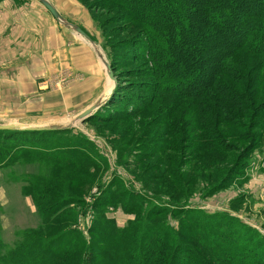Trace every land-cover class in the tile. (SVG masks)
<instances>
[{
    "label": "rangeland",
    "instance_id": "374dc122",
    "mask_svg": "<svg viewBox=\"0 0 264 264\" xmlns=\"http://www.w3.org/2000/svg\"><path fill=\"white\" fill-rule=\"evenodd\" d=\"M29 1L38 5L50 18L51 15L37 0H0V5L4 2L12 5L9 9L0 10V124L67 123L79 114L80 109L92 102L103 87V91L109 90L112 82L108 80L103 65L102 82H94L89 76L93 74L89 73L93 69L82 70L74 58L59 59L58 56H52L44 67L47 72L42 77L41 69L35 63L34 67L23 66L12 57H5V53L13 54V48L25 40L34 43L40 40L39 36L26 38L23 31L22 35L13 31L14 26L22 22V7ZM50 1L61 7L67 19L85 25L91 32V35L87 34L106 61L115 63L114 70L121 85L129 89L131 83L157 82L155 78H147L142 73L146 69L147 58H141L134 49L121 44L131 38L138 28L125 22V11L119 6L109 4L106 0ZM57 26L69 33L66 42L70 45L74 43V31L60 24ZM75 38L85 42L79 36L75 35ZM199 44L196 45L205 50L204 40ZM39 52L42 49L36 50L37 54ZM206 58L200 64L196 62L195 66L186 65L188 74L192 76L195 70L199 72L209 62L218 61L210 59L207 62ZM21 71L26 73L28 79L33 75L37 79L19 81L18 77H25ZM240 74L244 75L240 84L243 86H237L225 78L217 80L224 84V96H230L229 88L241 94L247 92L255 101L253 108L244 112V117L242 115L234 120L235 130H228L223 121H214L217 113L204 122L193 113V107L205 99L203 96L200 100H194L191 96L195 89L203 87L207 81L206 75L198 73V77L194 76L188 81L184 79L177 86L183 89L184 96L180 97L168 89L156 92V95L163 94L166 98L164 105L137 100L136 104L141 102L143 106L135 109L137 105L132 99H127L124 108L113 103L108 107L104 116L109 113V118H88L67 133L0 139V144H10L11 154L14 153L13 162L0 168V264H13V251L22 237L28 233H38L40 227L43 229L41 223L46 214L51 228L49 232L42 231L39 236L52 239L72 228L74 232L70 243L77 245L79 237L81 242L90 236L93 239L91 249L94 252H106L110 237H103L95 231L91 233L89 229L98 222V218L114 222L118 229L139 218L136 212L123 207L128 200L124 192L126 189L143 195V201L136 204L138 208L140 205L143 209H149L147 207L153 206L149 201L160 198L159 207L163 210L164 207L171 208L174 214L192 207L209 214L224 211L264 235V137L258 139V135L264 136V60H260L257 55L248 56L246 72ZM138 88H142V92H136L140 99H144L143 95H151L143 92L145 86ZM212 93L214 101L223 106L225 100L214 91ZM173 100L175 103H172ZM216 102L209 103L213 107ZM225 105L234 118L238 110L232 108L229 102ZM129 107H134V111L128 115L112 113L110 110L125 111ZM260 110L262 113L257 115ZM253 111L254 116L251 115ZM202 122L210 124L209 134H213L214 138L215 133L222 138L229 133L230 136L224 142L225 147H216L215 144L208 146L212 148L209 154L199 152L198 148L191 150L189 141L196 140L201 134L196 130L203 125ZM255 140L259 141L254 147ZM243 172L244 176L241 174ZM46 176L54 179V182L49 183L51 188L44 187L46 191L42 189L43 200L37 209L26 194V189L31 180L40 189L37 182ZM246 176V182H238V179L241 181ZM164 217H154L151 221L158 223ZM199 220L202 223L203 220ZM209 221L212 224L214 222ZM178 222L183 224L182 216L171 218L173 226L176 227ZM219 225L224 227L223 222ZM220 232V229L212 230L210 233H216L217 238L205 240L211 242L220 237L233 243V237L225 234L219 236ZM237 234L234 233V236ZM62 238L58 239V245L59 242L65 244ZM220 238L218 241H221ZM193 245L198 253H202V248L209 253L207 245V248L202 244ZM216 253L218 251L214 248L209 255Z\"/></svg>",
    "mask_w": 264,
    "mask_h": 264
},
{
    "label": "trees",
    "instance_id": "16d2710c",
    "mask_svg": "<svg viewBox=\"0 0 264 264\" xmlns=\"http://www.w3.org/2000/svg\"><path fill=\"white\" fill-rule=\"evenodd\" d=\"M106 2L124 10L125 22L129 26L138 28L131 38L122 41L121 44L134 49L141 58L143 56L147 58L146 69L142 73L147 78H155L157 82L131 83L132 86L128 89L126 85L120 84L119 76L114 70L115 63H109L116 75L115 88L107 102L89 119L109 118V113L106 117L104 116L107 114L108 107L113 103L115 106L121 105L124 108V103H128L127 99H132L135 104L138 103L137 100H145L152 105L153 103L164 105L166 98L163 94L156 95V92L168 89L169 92L179 94L181 97L183 89L177 86L184 79L188 81L194 76L198 77L199 73V75H206L207 81L204 82L201 79L204 86L195 89L191 96L194 100H200L203 96L205 99L200 100L199 104L193 107V113L203 122L217 113L214 121H223L228 130L236 129L234 120L241 117L244 112L250 111L255 101L247 92L241 94L240 91L229 88L230 96L225 95L226 99L222 94L224 84L217 80L225 78L239 86L244 80L242 78L244 75L240 74V77L239 73L246 72L248 56L257 55L260 60H264V0H106ZM256 17L257 19L254 20ZM201 40H204L206 44L205 50L196 45H200ZM224 50H226L225 53ZM205 58L207 62L210 59L218 61L209 62V65L202 67L199 72L195 70L196 73L192 76L188 74L186 65L195 66L196 62L200 64ZM140 86H145L146 89L144 88L143 92L151 95H143V97L141 95L144 99H140L136 93L142 92V88H138ZM213 91L225 100L223 106L214 101V96L211 95ZM208 101L216 102V104L212 107ZM173 102L175 103L174 100ZM226 102L238 110L237 114L233 113L234 118L230 114L231 110L225 108ZM136 105L135 109L143 106L141 102ZM168 106L171 105L168 104ZM133 108H126L125 111L110 110L112 113L122 112L128 115L133 113ZM261 111H258L257 115L261 114ZM251 115L254 116L255 112H251ZM205 124L197 128L196 131L201 133L198 138L189 141L191 150L198 148L199 152L209 154L212 148L209 149L208 146L212 147L215 144L216 147H225L224 142L226 137L230 136L229 133L223 138L215 133L214 138L213 134H209L210 124ZM69 131V129L43 132L0 130V139L57 135ZM262 137L264 136L258 135V139ZM258 141L253 144L254 147ZM11 150L10 144H0V168L9 166L13 162L14 153L12 155ZM241 174L244 176V172ZM246 179L247 176L242 177L241 181L238 179V182H246ZM53 180L48 176L39 179L37 183L40 189H37L32 180L29 181L26 194L31 197L37 209L43 200L42 189L46 191L44 187L51 188L48 185ZM124 192L128 197L123 205L124 209L136 212L139 218L129 222L123 229L115 228L114 222L98 218V222L89 229L91 233L95 231L98 235L110 237L106 252L99 250L94 252L91 249L93 239L90 236L88 240L81 242L79 237L77 245L70 243L74 232L72 228L52 239L39 236L38 234L42 231L49 232L51 228L47 221L48 214H46L41 223L43 229L40 227L38 233H28L22 237L13 251L15 256L12 260L13 264H264V235L238 217L224 211L209 214L193 207L185 209L182 213H178V210L174 214L171 208L164 207L163 210L159 207L160 198L149 201L153 203L152 207H147L149 209H143L140 205L138 208L136 204L143 201V195L139 196L137 192L128 189ZM175 215L182 216L183 224L178 222L176 227L172 225L171 218L176 217ZM162 216H165L164 220L161 219L158 223L151 221L154 217ZM199 219L203 220L202 223ZM209 220L214 221L213 224ZM221 222L224 223V227L219 225ZM214 229L222 231L219 236L225 234L230 238L233 237V243L220 237L221 241H218L219 238L211 242L205 240L217 238L216 233H210ZM202 230L203 233H201ZM232 232L237 234L236 237L234 233L231 234ZM60 237L65 239V244L59 242L58 245ZM193 244L198 246L202 244L204 248H207L205 246L207 245L210 250L217 249L218 253L209 255L210 250L208 249L209 253H207L203 248H199L202 253H198Z\"/></svg>",
    "mask_w": 264,
    "mask_h": 264
},
{
    "label": "crops",
    "instance_id": "0c3cea01",
    "mask_svg": "<svg viewBox=\"0 0 264 264\" xmlns=\"http://www.w3.org/2000/svg\"><path fill=\"white\" fill-rule=\"evenodd\" d=\"M48 1L54 6L56 11L65 20L80 27L86 33L91 35V32L85 27V25L81 26L78 23L75 22L73 23L72 21L66 18L65 14L61 10V7H59L50 0ZM27 3L28 4L22 7V11L20 10L21 11L20 15L23 16V19L21 20L22 22H20V25L14 26L13 31L20 33L21 35H22L21 31H23L24 34L26 35V38L39 36L40 40H38V42L36 43L27 42V40H25L23 44H18V47L13 48V54L5 53L4 56L7 58L10 57L14 58L15 61L21 62L23 66H29V65H31V67L32 66L34 67L35 65L39 66L41 69L40 74H42V77H44L45 73L47 72V70H45L44 67L47 65V61L51 59L52 56L55 55V58L56 56H58L59 59L74 58L76 62L80 64L81 66L80 68L82 70H86L84 68L93 69L92 71H89V73L98 74L99 76L97 77L96 75L95 77L92 74L89 75L90 79H92L94 82L98 80L100 84V82H102V77H103L102 63L100 59L97 57V54L94 51L93 47L90 45V43H88L82 37H80L75 32H73L72 36L74 37L73 40L74 43L70 45L69 43L66 42L69 39L70 36L69 33L58 27L57 26L58 24L55 22L52 16H50V18L47 17V13L46 12L44 13L40 8H38V5H36L35 3H32L31 1ZM9 6H12L10 2H4L0 5V10H6L5 8L9 9ZM5 17L8 18L9 15L7 17L6 14ZM43 33H45V35ZM75 35L82 38L85 42L81 41L80 39H76ZM37 49H42V52H39V54H37L36 53ZM33 63H35V65H33ZM21 72L25 75V77L24 76L23 78L21 76L18 77L19 81L21 80L30 81L37 79L36 75H33L28 79L26 73L24 71ZM103 88L99 91V93L96 94L95 99L92 102H90L88 105L80 109L78 112L81 113L89 106H91L93 103H95L100 97L105 95V92L107 93L108 90L103 91Z\"/></svg>",
    "mask_w": 264,
    "mask_h": 264
},
{
    "label": "water",
    "instance_id": "95a60500",
    "mask_svg": "<svg viewBox=\"0 0 264 264\" xmlns=\"http://www.w3.org/2000/svg\"><path fill=\"white\" fill-rule=\"evenodd\" d=\"M44 8L45 10L53 17V19L60 25L66 27L67 29H70L74 31L77 35L82 37L84 40H86L90 45L93 47L94 51L97 54V57L100 59L105 73L112 82V86L108 90L105 95L100 97L95 103H93L91 106H89L87 109L82 111L81 113L74 116L68 123L62 125L60 123H48L44 125H26V124H0V130L1 131H35V132H43V131H63L68 130L72 128H76V125L78 123L84 122L87 120L90 116H92L101 106H103L111 94L113 93V90L116 85V79L114 78L112 69L108 61L104 58L102 53H100L97 46L92 42L90 36L85 33L80 27L68 23L54 8V6L48 1V0H37Z\"/></svg>",
    "mask_w": 264,
    "mask_h": 264
},
{
    "label": "bare ground",
    "instance_id": "6f19581e",
    "mask_svg": "<svg viewBox=\"0 0 264 264\" xmlns=\"http://www.w3.org/2000/svg\"><path fill=\"white\" fill-rule=\"evenodd\" d=\"M108 80H109V79H108ZM109 81H110V80H109ZM68 122H69V121H68ZM68 122H67V123H68ZM60 124L64 125V124H66V123H65V122H61Z\"/></svg>",
    "mask_w": 264,
    "mask_h": 264
}]
</instances>
